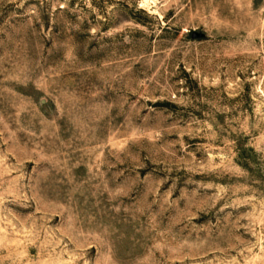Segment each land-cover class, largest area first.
I'll return each mask as SVG.
<instances>
[{"label": "rangeland", "instance_id": "rangeland-1", "mask_svg": "<svg viewBox=\"0 0 264 264\" xmlns=\"http://www.w3.org/2000/svg\"><path fill=\"white\" fill-rule=\"evenodd\" d=\"M0 264H264V0H0Z\"/></svg>", "mask_w": 264, "mask_h": 264}]
</instances>
